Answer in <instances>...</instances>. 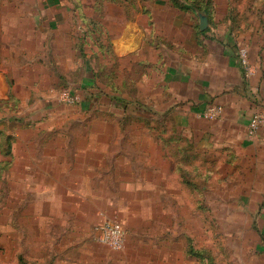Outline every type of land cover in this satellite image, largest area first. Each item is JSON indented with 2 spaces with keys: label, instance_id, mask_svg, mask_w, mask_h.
Returning <instances> with one entry per match:
<instances>
[{
  "label": "rangeland",
  "instance_id": "rangeland-1",
  "mask_svg": "<svg viewBox=\"0 0 264 264\" xmlns=\"http://www.w3.org/2000/svg\"><path fill=\"white\" fill-rule=\"evenodd\" d=\"M210 11L214 34L261 63L264 95V0H212ZM197 22L167 0H0V264H264V162L252 147L186 164L163 144L179 131L133 65L164 49L138 42ZM125 33L137 53L119 62L111 43ZM122 141L134 143L121 150L129 180L109 172L93 189L83 144ZM151 161L167 178H146ZM105 222L124 227L121 249L96 239Z\"/></svg>",
  "mask_w": 264,
  "mask_h": 264
},
{
  "label": "crops",
  "instance_id": "crops-1",
  "mask_svg": "<svg viewBox=\"0 0 264 264\" xmlns=\"http://www.w3.org/2000/svg\"><path fill=\"white\" fill-rule=\"evenodd\" d=\"M167 1L172 7L185 13L192 12L197 17L198 22L193 25V29L191 31L169 29L164 32H169V36L154 34L151 31L158 38L156 43L145 38L140 42L134 41L132 33H125V38H120L119 45L111 43L115 56L120 62L127 54L137 53L134 49L137 42L139 43L137 49L151 44L153 46L158 44L155 47L159 48L160 45L164 47L161 53H150L149 57L137 59L133 64L135 69L143 67L146 70L144 74L146 96L152 101L150 105L160 107L162 117L168 115L173 117L178 131L192 139L199 152L221 154V152L226 153L225 150H230L235 159H238V156L241 157V152L253 147L257 155L255 162L262 159V163L260 160L257 164H263L264 128L255 136L249 135V124L253 113L264 112L262 90L259 95L261 85L259 77L263 75L261 63L253 62L248 56L252 72L247 70L241 61L240 50L243 47L230 46L227 40L228 32L222 35L214 34L212 13L209 14L203 7L196 6L198 2L204 5L203 0H182L189 6V9L185 10L174 6L171 0ZM201 13H205L208 19V25L204 29L200 26ZM95 17L93 14H83L84 20ZM131 21L135 20L131 19ZM170 45L180 46V49L174 50L173 46L172 51L167 47ZM124 51L125 53H122ZM210 109L221 110V115L217 118L207 117L206 112ZM133 144L125 141L83 144L85 146L81 148L83 151L80 158L85 165L81 168V172L91 175L93 189L96 182L99 188L102 187V182L107 180H104V177L109 172L119 176L129 174L124 170L126 164L123 161L127 152L121 150L130 148ZM111 146L120 148L115 156H112L114 152L109 151ZM104 167L106 170L103 169ZM142 168L146 178L160 174L163 181L169 174V167L166 164L157 165L155 161L145 164ZM68 174H75V170L71 167ZM119 179L129 180L124 176H120ZM260 194L264 196V190Z\"/></svg>",
  "mask_w": 264,
  "mask_h": 264
},
{
  "label": "built area",
  "instance_id": "built-area-1",
  "mask_svg": "<svg viewBox=\"0 0 264 264\" xmlns=\"http://www.w3.org/2000/svg\"><path fill=\"white\" fill-rule=\"evenodd\" d=\"M240 55L243 65L252 72L247 50L241 49ZM219 115H221L219 109H210L206 112L209 118H217ZM262 128H264V112L256 111L250 119L249 135L255 136ZM96 239L113 249H121L125 242V229L120 223L105 222L96 228Z\"/></svg>",
  "mask_w": 264,
  "mask_h": 264
},
{
  "label": "trees",
  "instance_id": "trees-1",
  "mask_svg": "<svg viewBox=\"0 0 264 264\" xmlns=\"http://www.w3.org/2000/svg\"><path fill=\"white\" fill-rule=\"evenodd\" d=\"M171 2L173 3L174 6L180 8L182 10L189 9V6L185 5L182 0H171ZM201 3L202 2H198V4L196 6L199 8L203 7V9L210 14L211 13L210 4L212 3V0H207V2L204 3V5ZM173 127L175 128V131L177 132L178 131L177 127H175V126H173ZM177 134L178 135L175 139H171V137H170L166 141L163 140V144L165 145V147L168 145V149H170L169 144L173 143L174 147H176V149H177V155H182V158L186 161V164L192 165L194 163V160H196L195 158L197 156L199 157V155H202V154H201V152L199 153V151H198L197 147L195 146L194 142L192 141V139L184 136L183 134H181V132H179ZM225 151H227L226 153L228 155H231V157H234L233 153L230 150H225ZM186 183L189 185L192 184L189 181H187ZM193 190H196V187L194 185H193ZM263 238H264V236H263ZM188 252L191 256L196 257L198 259H204L205 257H207V256H205V254H206L205 250L196 249L194 246H189ZM19 260H20L19 264H30V263L26 262L25 260H23L22 257H20Z\"/></svg>",
  "mask_w": 264,
  "mask_h": 264
},
{
  "label": "water",
  "instance_id": "water-1",
  "mask_svg": "<svg viewBox=\"0 0 264 264\" xmlns=\"http://www.w3.org/2000/svg\"><path fill=\"white\" fill-rule=\"evenodd\" d=\"M200 26L202 29L206 28L208 25V19H207V15L205 13H201L200 14Z\"/></svg>",
  "mask_w": 264,
  "mask_h": 264
}]
</instances>
